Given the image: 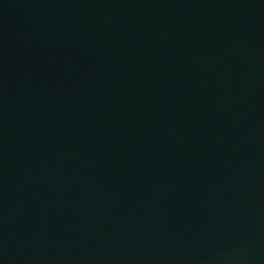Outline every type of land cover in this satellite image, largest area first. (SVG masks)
Returning <instances> with one entry per match:
<instances>
[{
    "label": "water",
    "instance_id": "95a60500",
    "mask_svg": "<svg viewBox=\"0 0 264 264\" xmlns=\"http://www.w3.org/2000/svg\"><path fill=\"white\" fill-rule=\"evenodd\" d=\"M0 264H264V0H0Z\"/></svg>",
    "mask_w": 264,
    "mask_h": 264
}]
</instances>
